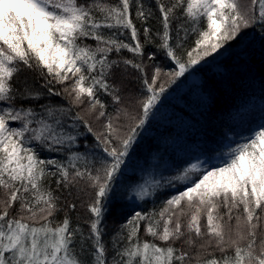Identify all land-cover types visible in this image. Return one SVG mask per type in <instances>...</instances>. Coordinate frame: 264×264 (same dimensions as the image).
Returning a JSON list of instances; mask_svg holds the SVG:
<instances>
[{
    "label": "snow or ice",
    "instance_id": "obj_1",
    "mask_svg": "<svg viewBox=\"0 0 264 264\" xmlns=\"http://www.w3.org/2000/svg\"><path fill=\"white\" fill-rule=\"evenodd\" d=\"M153 3L159 16L148 0H0V264H264V125L219 165L192 164L166 184L136 187L143 201L184 185L159 211L134 212L111 249L104 240L105 201L164 84L246 29L264 36V0ZM190 35L197 38L187 47ZM149 46L173 64L170 71L145 63ZM129 69L140 87L126 99ZM89 135L91 152L81 144ZM73 188L94 193L81 205L90 214L83 224L67 214L57 219V192ZM142 224L151 239L141 236ZM184 245L221 255L202 259Z\"/></svg>",
    "mask_w": 264,
    "mask_h": 264
},
{
    "label": "trees",
    "instance_id": "obj_2",
    "mask_svg": "<svg viewBox=\"0 0 264 264\" xmlns=\"http://www.w3.org/2000/svg\"><path fill=\"white\" fill-rule=\"evenodd\" d=\"M148 2L153 4L155 15L159 16L153 0ZM150 23L154 28L159 27L158 20L153 19ZM196 38L195 35H190L187 47L194 46ZM150 52L156 53L153 62L147 60ZM145 63L158 64L165 72L173 67L154 46L145 48ZM129 73L123 85L126 99L140 87L136 79L138 74L131 69ZM120 79L117 72L116 82L119 83ZM161 82H164L163 79ZM164 86L166 91L162 94L157 109L140 130L122 175L117 177L113 191L105 201L106 210L102 223L104 240L108 242L109 249L110 238L134 212L159 211L167 198L184 187L180 182H177V187H161L154 197L141 201L135 195L138 184L149 186L155 181L166 184L169 178L177 176L192 164H202L204 168L219 165L228 159L232 148L261 130L260 126L264 125V36L258 28L246 29L219 52L179 77L175 83H165ZM101 98L109 103V111H112L110 98ZM53 99L57 102L60 100L59 97ZM82 114L90 119L95 130L102 129V122L88 117L86 113ZM94 143L91 135L81 141V144L89 145L90 152ZM80 150L84 151V148ZM95 152L99 154V149ZM56 155L42 153L44 157L54 158ZM51 186L56 188L54 178ZM57 195L61 197L63 209L57 214V219H63L67 214L75 225L83 224L90 216L86 206L81 205L92 199L94 193L91 190L86 195L77 193L73 188L69 195L67 189H61ZM68 204H75V209H70ZM201 223L203 225L204 221ZM141 236L151 239L144 236L143 224ZM179 246L178 242L177 247ZM184 249L192 254L199 252L202 259L211 258L209 253L216 257L221 255L214 247L198 249L184 245Z\"/></svg>",
    "mask_w": 264,
    "mask_h": 264
},
{
    "label": "rangeland",
    "instance_id": "obj_3",
    "mask_svg": "<svg viewBox=\"0 0 264 264\" xmlns=\"http://www.w3.org/2000/svg\"><path fill=\"white\" fill-rule=\"evenodd\" d=\"M139 185H141V184H138L137 187H138Z\"/></svg>",
    "mask_w": 264,
    "mask_h": 264
}]
</instances>
